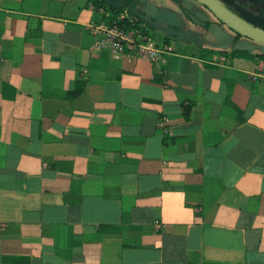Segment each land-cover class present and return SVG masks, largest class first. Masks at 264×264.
Listing matches in <instances>:
<instances>
[{
  "label": "crops",
  "instance_id": "obj_1",
  "mask_svg": "<svg viewBox=\"0 0 264 264\" xmlns=\"http://www.w3.org/2000/svg\"><path fill=\"white\" fill-rule=\"evenodd\" d=\"M98 1L0 0V264H264V57L199 0L114 57Z\"/></svg>",
  "mask_w": 264,
  "mask_h": 264
},
{
  "label": "water",
  "instance_id": "obj_2",
  "mask_svg": "<svg viewBox=\"0 0 264 264\" xmlns=\"http://www.w3.org/2000/svg\"><path fill=\"white\" fill-rule=\"evenodd\" d=\"M107 4L113 7H119L126 3L125 0H104ZM204 6L209 8L221 22L226 24L231 30L235 32V37L243 38L245 42L251 45L256 43L264 45V19L258 15L251 14L248 11H242L241 15L238 14L230 5H227L224 0H199ZM228 1V0H226ZM130 7V6H128ZM132 15L138 20L145 23L149 28H156L160 24H172L171 16L162 12L161 10H137L135 7L129 8ZM168 35H176L182 37L186 35L184 32H178L165 28ZM239 35V37H238ZM240 40L236 41L235 47L241 48ZM252 49V48H251ZM250 49V50H251Z\"/></svg>",
  "mask_w": 264,
  "mask_h": 264
},
{
  "label": "built area",
  "instance_id": "obj_3",
  "mask_svg": "<svg viewBox=\"0 0 264 264\" xmlns=\"http://www.w3.org/2000/svg\"><path fill=\"white\" fill-rule=\"evenodd\" d=\"M120 17L129 19L128 24L122 25L119 19H114L95 27L102 34L100 46L107 48L114 57L128 55L159 60L165 52L156 44L149 27L130 21L127 15ZM254 77L264 79V73L254 74Z\"/></svg>",
  "mask_w": 264,
  "mask_h": 264
},
{
  "label": "trees",
  "instance_id": "obj_4",
  "mask_svg": "<svg viewBox=\"0 0 264 264\" xmlns=\"http://www.w3.org/2000/svg\"><path fill=\"white\" fill-rule=\"evenodd\" d=\"M254 1V0H252ZM255 2H264V0H255ZM96 5L97 6H107V9L110 11V15L109 17L107 18L108 21H112L114 19H119V23L124 25V24H128L129 22V19L125 18V17H120V13H122L125 9H126V3L124 5H121L119 7H113V6H110L108 5L104 0H99L98 2H96ZM131 7V6H130ZM130 7H128L127 9V17H130V21L134 22V23H143L141 21H138L131 13L130 11ZM259 11H263L264 9L259 7L258 8ZM264 18V17H263ZM145 24V23H144ZM146 25V24H145ZM260 27L264 28L263 25H260ZM239 37V35H238ZM244 43L246 44H249V46H251V44L249 42H243V44L241 45V48H238V47H235L233 48L231 51H230V54L232 56H247V57H251V56H258V57H261L263 58L264 55L263 54H252L250 51L251 47H245Z\"/></svg>",
  "mask_w": 264,
  "mask_h": 264
},
{
  "label": "rangeland",
  "instance_id": "obj_5",
  "mask_svg": "<svg viewBox=\"0 0 264 264\" xmlns=\"http://www.w3.org/2000/svg\"><path fill=\"white\" fill-rule=\"evenodd\" d=\"M224 1L227 5H230V7H232L240 15L242 14L241 12L244 10V11L250 12L251 14L258 15L261 18L264 17V10L263 11L258 10L259 7L264 9V2L257 3L255 2V0L254 1H251V0H228L226 1L224 0Z\"/></svg>",
  "mask_w": 264,
  "mask_h": 264
}]
</instances>
